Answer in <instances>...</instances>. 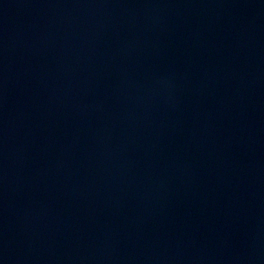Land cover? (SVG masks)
<instances>
[{
	"label": "water",
	"instance_id": "obj_1",
	"mask_svg": "<svg viewBox=\"0 0 264 264\" xmlns=\"http://www.w3.org/2000/svg\"><path fill=\"white\" fill-rule=\"evenodd\" d=\"M0 264H264V0H0Z\"/></svg>",
	"mask_w": 264,
	"mask_h": 264
}]
</instances>
